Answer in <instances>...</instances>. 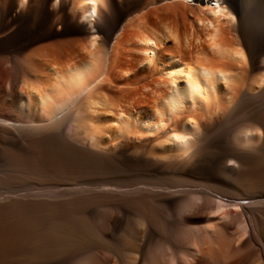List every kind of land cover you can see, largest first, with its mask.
<instances>
[{
    "label": "bare ground",
    "instance_id": "1",
    "mask_svg": "<svg viewBox=\"0 0 264 264\" xmlns=\"http://www.w3.org/2000/svg\"><path fill=\"white\" fill-rule=\"evenodd\" d=\"M36 204L28 264H264V0H0V218Z\"/></svg>",
    "mask_w": 264,
    "mask_h": 264
},
{
    "label": "rangeland",
    "instance_id": "2",
    "mask_svg": "<svg viewBox=\"0 0 264 264\" xmlns=\"http://www.w3.org/2000/svg\"><path fill=\"white\" fill-rule=\"evenodd\" d=\"M36 205L38 207H35V205L33 207L27 206L22 210H14V212L12 211L10 215L4 219L0 218V264H28V262H25L20 259V255L24 251L25 246L27 245V240L29 239L30 234L37 233L48 225V221L46 218L50 214V207L48 205ZM28 207L31 208L33 211L31 209L28 210ZM39 207L42 209H40ZM105 214L106 213L102 211L98 212L99 216H104ZM43 225L46 226L44 227ZM196 230L197 229H195L194 232H192L191 234L183 232H171L169 237L171 241L176 243H183L184 241L183 247L187 251H192L200 245V229H198L199 231ZM239 230L243 231V227L240 226ZM194 234L196 237L193 236ZM197 242L199 243V245ZM160 247L161 246L159 245H155V248L157 249L154 248V250L156 251L153 252L154 250L152 249V252L150 253L153 255L160 254L159 256H163V254L166 252L164 250H167L168 245H163V250L162 247L160 250ZM160 251L164 253H160ZM190 259L189 256L188 259L181 256H176L175 258L165 257L164 259H162L161 262L162 264H200V259L194 260V262L192 259Z\"/></svg>",
    "mask_w": 264,
    "mask_h": 264
}]
</instances>
